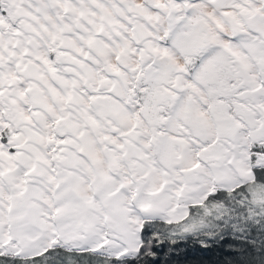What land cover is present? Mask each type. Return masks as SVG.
Segmentation results:
<instances>
[{
	"label": "snow or ice",
	"instance_id": "obj_1",
	"mask_svg": "<svg viewBox=\"0 0 264 264\" xmlns=\"http://www.w3.org/2000/svg\"><path fill=\"white\" fill-rule=\"evenodd\" d=\"M0 264H264V0H0Z\"/></svg>",
	"mask_w": 264,
	"mask_h": 264
},
{
	"label": "trees",
	"instance_id": "obj_2",
	"mask_svg": "<svg viewBox=\"0 0 264 264\" xmlns=\"http://www.w3.org/2000/svg\"><path fill=\"white\" fill-rule=\"evenodd\" d=\"M194 247H195V244H194L193 241H189V242L187 243V250H191V249H193ZM185 250H186L185 247L182 246L181 249H180L179 251H180V252H184Z\"/></svg>",
	"mask_w": 264,
	"mask_h": 264
}]
</instances>
